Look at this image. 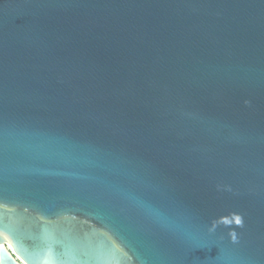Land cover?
<instances>
[{
  "label": "water",
  "instance_id": "water-1",
  "mask_svg": "<svg viewBox=\"0 0 264 264\" xmlns=\"http://www.w3.org/2000/svg\"><path fill=\"white\" fill-rule=\"evenodd\" d=\"M0 264H264V0H0Z\"/></svg>",
  "mask_w": 264,
  "mask_h": 264
},
{
  "label": "snow or ice",
  "instance_id": "snow-or-ice-1",
  "mask_svg": "<svg viewBox=\"0 0 264 264\" xmlns=\"http://www.w3.org/2000/svg\"><path fill=\"white\" fill-rule=\"evenodd\" d=\"M237 223H239V221H237Z\"/></svg>",
  "mask_w": 264,
  "mask_h": 264
}]
</instances>
